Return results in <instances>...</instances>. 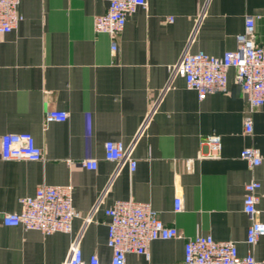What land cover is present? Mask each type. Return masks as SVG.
<instances>
[{
  "label": "crops",
  "instance_id": "0c3cea01",
  "mask_svg": "<svg viewBox=\"0 0 264 264\" xmlns=\"http://www.w3.org/2000/svg\"><path fill=\"white\" fill-rule=\"evenodd\" d=\"M147 2L128 16L113 52L112 38L94 30L106 0L21 1L23 20L0 41V264H65L75 241L86 258L110 260L104 210L130 198L150 202L180 236L153 241L149 258L128 253L127 264H186V240L197 234L235 240L241 255L252 250L264 264V236L254 246L246 242L244 211L245 185L258 180L264 221V105L252 112L253 132L246 134L249 107L233 68L228 91L203 100L181 77L169 84L187 47L216 56L235 50L248 17L256 18V41L264 46V0ZM52 109L69 118L47 122ZM21 131L35 136L43 161L1 158L3 134ZM216 135L220 156L210 158L207 140ZM108 140H136L134 172L105 159ZM246 147L260 150V165L240 157ZM87 158L99 160L96 170L82 164ZM42 183L72 185L82 217L70 234L4 224L3 215L19 211L20 198Z\"/></svg>",
  "mask_w": 264,
  "mask_h": 264
},
{
  "label": "built area",
  "instance_id": "2783aa9c",
  "mask_svg": "<svg viewBox=\"0 0 264 264\" xmlns=\"http://www.w3.org/2000/svg\"><path fill=\"white\" fill-rule=\"evenodd\" d=\"M22 0H0V41L4 35L12 32L23 20L20 12ZM107 11L94 19L96 33H106L112 38L111 49L117 50L116 36L126 25L128 16L140 8H146L147 0H106ZM169 20H173L169 17ZM256 18L248 17L245 29L238 35V47L228 50L222 56L209 54L203 50L191 52L187 47L179 62L171 68L169 84L177 77L184 79L186 87L196 91L203 100L214 92H227L229 70H235L237 82L248 102V113L244 127L246 134L253 132L252 112L264 105V46L256 41ZM154 110V109H153ZM151 111V113L153 112ZM69 118L66 110H49L46 121L64 122ZM145 122L141 132L146 128ZM207 143L211 149L207 157L218 158L221 150V137L211 136ZM136 140L126 145L121 140L105 142L104 157L106 160L128 164L130 171L137 167L134 157ZM240 157L253 166L262 163V155L256 147H246ZM1 158L3 160L43 161L44 154L35 136L29 131L8 132L1 138ZM72 163V161H70ZM193 160L187 161L191 167ZM87 169L96 170L97 158L82 160ZM261 182L252 180L245 185L244 211L249 216L246 242L254 246L264 236V221L258 217L262 196L259 193ZM106 193V190H105ZM19 211L3 215V222L8 226H21L25 230H37L50 235L56 232L70 234L73 222L82 217L73 204V187L71 184L57 185L42 183L33 194L20 198ZM98 208L95 206L94 211ZM183 209V200L177 196L174 201V212ZM108 221L107 245L112 250L110 260L104 261L97 254L88 258L75 241L65 264H127V254L134 252L150 257V245L158 239H173L180 236L176 226L167 225L160 218L159 210L150 202L137 201L132 198L120 199L104 210ZM88 219V218H87ZM186 264H258L252 250L241 255L235 240H216L211 234H197L189 237L185 243Z\"/></svg>",
  "mask_w": 264,
  "mask_h": 264
}]
</instances>
